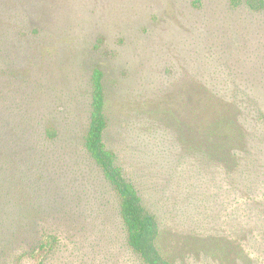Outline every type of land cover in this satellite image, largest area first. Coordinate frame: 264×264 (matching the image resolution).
Segmentation results:
<instances>
[{
	"label": "rangeland",
	"instance_id": "rangeland-1",
	"mask_svg": "<svg viewBox=\"0 0 264 264\" xmlns=\"http://www.w3.org/2000/svg\"><path fill=\"white\" fill-rule=\"evenodd\" d=\"M95 66L106 145L148 188L163 187L182 156L191 190L203 193L187 147L237 151L241 163L249 151L264 156V9L244 0H0V264H144L83 147ZM155 143L171 163L158 167ZM221 159L199 163L222 181L207 227L166 226L163 253L177 264H226L221 254L241 252L264 264L242 235L263 223L255 204L264 189L256 200L231 193Z\"/></svg>",
	"mask_w": 264,
	"mask_h": 264
},
{
	"label": "trees",
	"instance_id": "trees-1",
	"mask_svg": "<svg viewBox=\"0 0 264 264\" xmlns=\"http://www.w3.org/2000/svg\"><path fill=\"white\" fill-rule=\"evenodd\" d=\"M244 1L251 10L258 11L264 9V0ZM232 2L234 5H237L240 3V0H232ZM89 87V122L83 140V147L87 155L100 171L104 181L115 194L126 243L144 264H177L163 253V243L166 237L165 229L168 224L172 222L177 223L179 221L182 225H190L201 229L207 227L208 223H210L211 218L206 206L213 197L218 196V191H216L215 187H217V190H220L222 188L220 182L222 181L217 172V178L220 180L218 181L219 183H215V178L207 176L205 165L203 168L199 163H205L209 158L215 160L228 158V163L218 164V167L226 169V173L220 174L223 179L225 178L227 180V189L230 190L231 193L239 189L245 192L248 199L256 200L255 195L259 191H263V153L260 154V158H257L253 152L249 151V157L241 163L244 159L242 161L239 160L241 158L237 157V151L231 152L228 150L222 153H226V155L222 156L218 150H216V153L211 154L203 147H187L188 156H195L194 158L199 162L194 173L192 172V176L195 175L194 177L198 179L199 182L201 181L204 183H200V189H202L203 193L199 195L191 190L193 183L190 180L188 168L183 165L184 161L182 156L178 158L176 162H174V160L172 161L173 163H171L166 157L163 148H158V143H155L158 155V167H163V162L168 164L170 162L171 167L163 187L156 185L157 188H148L137 176V173L135 174L129 171L119 163L117 153L106 145L105 135L107 131V120L105 113V86L103 72L97 66L91 68ZM240 138H244L242 133L240 134ZM147 165L151 167V170L149 172H144V175L151 177L150 174L153 172V167L148 163ZM228 170H231V175L228 174ZM149 185L153 186L155 182L150 180ZM210 185H213V187ZM211 190L215 191L211 192ZM153 193H155V195L160 193L157 200L155 198L151 200L154 197L152 195ZM168 193L171 195L172 200L166 203L165 197L166 199L170 197L167 195ZM162 203L166 205V208ZM151 204L152 206L154 205L153 209H151ZM168 205L170 206L168 207ZM255 206L258 207L257 209L262 214L258 217L263 219V223H257L261 226L260 228H258L256 224H251L247 230L244 231V229H242V235H245L248 244L259 246L262 252L264 251V242H256L257 238L264 241V198L262 194ZM247 209L250 208L247 207ZM235 213L236 212L233 211V215H235ZM56 245L57 243L47 250V254L50 255L51 249ZM235 252L237 251L235 250ZM4 253L3 250L0 251V262L5 259ZM25 253L30 252L27 251ZM241 253L244 255L235 254L222 257L223 254H221L219 257L226 258V260H222L225 261L226 264H246V262L247 264H259L254 262L253 257L248 254L250 252ZM2 256L4 258H2ZM181 256L184 261H188L190 257L185 249H183Z\"/></svg>",
	"mask_w": 264,
	"mask_h": 264
}]
</instances>
